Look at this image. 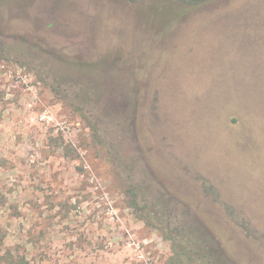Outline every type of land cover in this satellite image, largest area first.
Wrapping results in <instances>:
<instances>
[{
	"label": "rangeland",
	"instance_id": "obj_1",
	"mask_svg": "<svg viewBox=\"0 0 264 264\" xmlns=\"http://www.w3.org/2000/svg\"><path fill=\"white\" fill-rule=\"evenodd\" d=\"M182 231L264 264V0H0L2 253L165 264Z\"/></svg>",
	"mask_w": 264,
	"mask_h": 264
},
{
	"label": "trees",
	"instance_id": "obj_2",
	"mask_svg": "<svg viewBox=\"0 0 264 264\" xmlns=\"http://www.w3.org/2000/svg\"><path fill=\"white\" fill-rule=\"evenodd\" d=\"M179 1L188 4H196L200 0ZM185 232L182 231V233H180L183 235L181 239L176 238L173 234L164 233V238L171 241L172 247V254L165 264H205L203 261L207 254L203 249L201 240L196 236L187 235V232ZM0 264H31V262L21 255L15 256L10 253L4 254L0 248Z\"/></svg>",
	"mask_w": 264,
	"mask_h": 264
}]
</instances>
